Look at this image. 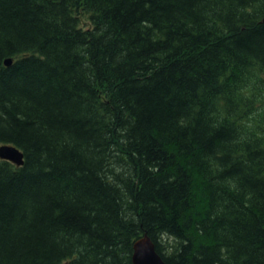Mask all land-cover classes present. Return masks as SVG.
I'll list each match as a JSON object with an SVG mask.
<instances>
[{"label": "trees", "instance_id": "16d2710c", "mask_svg": "<svg viewBox=\"0 0 264 264\" xmlns=\"http://www.w3.org/2000/svg\"><path fill=\"white\" fill-rule=\"evenodd\" d=\"M2 144L0 264H264V0H0Z\"/></svg>", "mask_w": 264, "mask_h": 264}, {"label": "water", "instance_id": "95a60500", "mask_svg": "<svg viewBox=\"0 0 264 264\" xmlns=\"http://www.w3.org/2000/svg\"><path fill=\"white\" fill-rule=\"evenodd\" d=\"M5 62L10 65L12 60L7 59ZM0 158L9 160L17 165L24 163V154L12 144L0 145ZM132 261L133 264H167L157 252L155 243L147 234L134 243Z\"/></svg>", "mask_w": 264, "mask_h": 264}]
</instances>
